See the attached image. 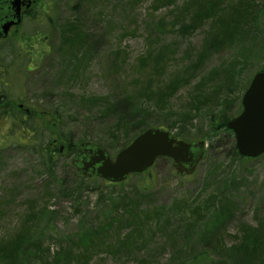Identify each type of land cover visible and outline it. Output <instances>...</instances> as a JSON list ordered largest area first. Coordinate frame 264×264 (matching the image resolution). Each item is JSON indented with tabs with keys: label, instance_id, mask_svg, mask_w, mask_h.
<instances>
[{
	"label": "rangeland",
	"instance_id": "1",
	"mask_svg": "<svg viewBox=\"0 0 264 264\" xmlns=\"http://www.w3.org/2000/svg\"><path fill=\"white\" fill-rule=\"evenodd\" d=\"M86 1L41 0L46 20L37 9L24 40L0 43L9 102L0 106L9 110L0 121V244L23 234L0 264H264V154L236 157L233 135L211 132L213 116L241 112L252 75L264 69V0H212L200 12L191 0L158 9L154 0ZM80 24L88 42L70 57ZM175 76L186 79L179 91L153 101L150 87ZM19 104L42 123L35 149L2 140ZM130 110L146 128L208 144L190 176H178L170 159L156 162L138 220L123 214L121 197L140 179L104 186L70 164L82 141L114 157L139 128L126 124ZM48 143L63 147L51 168L38 155Z\"/></svg>",
	"mask_w": 264,
	"mask_h": 264
},
{
	"label": "water",
	"instance_id": "2",
	"mask_svg": "<svg viewBox=\"0 0 264 264\" xmlns=\"http://www.w3.org/2000/svg\"><path fill=\"white\" fill-rule=\"evenodd\" d=\"M241 104V113L228 120L227 127L234 134L237 152L255 158L264 153V71L255 73ZM162 156L172 159L178 175L191 174L205 157V145L203 141L190 143L168 131L150 128L121 149L114 159L99 144L81 143L72 164L80 174L121 182L131 173L143 172Z\"/></svg>",
	"mask_w": 264,
	"mask_h": 264
},
{
	"label": "trees",
	"instance_id": "3",
	"mask_svg": "<svg viewBox=\"0 0 264 264\" xmlns=\"http://www.w3.org/2000/svg\"><path fill=\"white\" fill-rule=\"evenodd\" d=\"M174 1L175 0H156V5L154 6V8L158 9L159 5H162V4L163 5H170ZM86 2L92 3L93 0H87ZM212 2H213L212 0H191V6H193L192 8H198V10L200 12V10L205 5H207V3H212ZM242 10L244 12H246L245 8H243ZM227 14L229 17L233 18V17H236L238 15V11L232 9L231 13H227ZM227 24H231V20H228ZM73 29H76V30H74L73 32L71 30V32H70V35H71L70 46L72 45V43H75V40L78 37V34L83 36V29L80 25H76ZM87 42L88 41L85 40V38L83 36V43L81 44V46H83ZM149 58H150L149 56H146L142 59V61L139 62V65H138V71L139 72H141L143 69V66L141 64L143 63L144 65H147V63H149L148 62ZM161 69H163V67H161ZM185 82H186V79H182L181 77L175 76L174 78H170L168 81H165L163 84H157V85L151 86L150 87V89H151L150 98L156 102H161L163 100H165V101L169 100L172 96H174L179 91L181 85L184 84ZM200 88L201 87H199V88L197 87L196 92H198ZM136 89L137 88H134L132 90V93L128 95V100L135 99ZM0 106H2V105L0 104ZM124 106L128 107L129 105H124ZM0 109L2 110V112L0 113V121H1L5 117V115H7L9 113V110L3 111V108H0ZM134 112H135L134 110L129 111V113H131V114L129 115V120L127 121L126 124L133 123L131 128H138L139 127L136 130V135H137L138 133H140L141 131L146 129V125H143L144 124L143 121H138L135 119L134 115L132 114ZM28 117H30V120H26L22 116L17 115L15 112V118L11 120L9 128L6 131V135L2 139L5 142L4 145L14 144L13 146H25V147H29L31 149H35L36 146L40 145L38 143V136H39V130H40L42 123L35 121L32 114H30ZM229 117H231V116L227 117L226 113L222 114V115L213 116V125L211 127L212 128L211 132L214 134V136L219 137V135L222 134L223 132H226L229 136L233 135L232 132L230 131V129H228V127H227V121H228ZM0 127H1V125H0ZM178 137H181V136L178 135ZM132 139H133V137L128 138L124 142L122 147H125L126 145H128ZM64 141L69 143V144L72 143L69 139H64ZM52 146L53 145L48 143L46 148H41L38 152L39 159L41 161H43L44 163L48 164L49 168H51L54 165L56 157L60 154L59 148H52ZM209 146H211V144ZM230 150L234 156L243 158L237 153V150H236V147L234 144H231ZM1 152H2V149L0 147V155H1ZM65 154H67V155L71 154V148L70 147H67V152ZM151 170H153V168L145 171L142 174L131 175L130 177H135L137 179H140L141 181H140V183L136 184L133 192L122 195V197H121V199H122L121 206H122L123 214L126 215L128 212L132 213L134 216L133 217L134 220L140 219V214H139V216L137 214L139 213L138 210L140 208V202L142 201V195L148 187L147 183H149L153 180ZM74 174H75V176H80L76 172H74ZM80 177H83V176H80ZM83 178H85V177H83ZM92 179L98 180V178H92ZM101 183L104 186L120 185L118 183H109L105 180H101ZM222 213L229 214L230 211L227 210L226 212H222ZM146 215L149 216L147 214V212H146ZM138 228L140 230L142 228V226H139ZM22 235L23 234H19L16 236L15 243L14 242H11V243L8 242L7 244L4 243L5 245L0 244V252H8L10 250H14L15 244L18 241L23 240ZM125 240H126V242L130 241L129 238H126ZM254 251H255V249H254ZM1 255H3V254H0V256Z\"/></svg>",
	"mask_w": 264,
	"mask_h": 264
},
{
	"label": "flooded vegetation",
	"instance_id": "4",
	"mask_svg": "<svg viewBox=\"0 0 264 264\" xmlns=\"http://www.w3.org/2000/svg\"><path fill=\"white\" fill-rule=\"evenodd\" d=\"M40 3L41 0H0V43L16 39L24 40L28 31L26 26L37 21L36 14ZM38 11L45 21L47 12L44 5ZM3 85L6 83L3 82ZM7 103L5 100L0 102L1 105Z\"/></svg>",
	"mask_w": 264,
	"mask_h": 264
},
{
	"label": "bare ground",
	"instance_id": "5",
	"mask_svg": "<svg viewBox=\"0 0 264 264\" xmlns=\"http://www.w3.org/2000/svg\"><path fill=\"white\" fill-rule=\"evenodd\" d=\"M153 5L155 6L156 5V0H154V3H153ZM80 26L82 27V25L80 24ZM74 30H76V29H72V32L74 31ZM83 43V36H81V35H79L78 34V37L76 38V40H75V43H72V45L71 46H67L66 47V52L70 55V57H74V56H76V54H77V51H78V47L81 45ZM70 57H68L69 58V61L71 62V63H73V67L76 65V63H77V59H71ZM77 68H78V64H77V67L75 68V72H77ZM257 72H259V71H256L255 73H257ZM255 73L252 75V77H251V79H250V82H251V80H252V78H253V76L255 75ZM77 79H78V77L75 79V81H77ZM2 89V87H0V90ZM6 97L4 96V95H1L0 94V102H3L4 100L5 101H7L8 102V100H6L5 99ZM9 103V102H8ZM7 103V104H8ZM19 107H22L23 109H24V105H22V104H19L18 105V109H22V108H19ZM31 111L29 108H25L24 109V111L22 112V114H20V116H22L23 118H25L26 120H30V117H28L31 113L29 112V111ZM198 141V140H197ZM197 141H187L186 140V142H190V143H193V142H197ZM83 142V141H82ZM51 144H52V142H51ZM84 177H87V175H83ZM121 183L122 182H120V183H118V184H120L121 185ZM255 253L256 252H252L251 253V256H253V255H255Z\"/></svg>",
	"mask_w": 264,
	"mask_h": 264
}]
</instances>
